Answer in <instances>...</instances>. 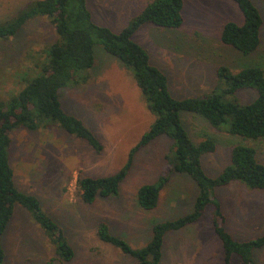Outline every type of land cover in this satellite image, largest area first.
<instances>
[{
    "label": "rangeland",
    "instance_id": "rangeland-1",
    "mask_svg": "<svg viewBox=\"0 0 264 264\" xmlns=\"http://www.w3.org/2000/svg\"><path fill=\"white\" fill-rule=\"evenodd\" d=\"M30 1L0 0V19L13 15ZM87 1L95 21L119 31L149 0ZM254 2L264 19V1ZM237 7L233 0H184L185 22L180 28L147 24L135 34L134 39L148 50L152 63L167 74L176 97L200 96L214 87L218 83L216 69L221 64L239 67L243 57L219 37L225 22H243ZM53 39V27L40 17L30 20L4 48L0 42V53L5 52L0 63V95L18 86L11 75L14 65L8 66L21 58L14 50L27 44L38 49ZM95 55L92 80L79 88L66 87L61 94L65 110L83 118L103 143V150L96 151L85 140L54 126L39 131L20 127L11 133V164L18 187L38 196L68 236L75 257L67 264H137L134 257L97 236L98 223L107 221L115 234L133 247H142L151 238L154 222L192 210L197 186L186 174H173L155 209L146 210L138 204L139 187L155 182L168 167V157L174 154L173 140L161 135L135 153L118 195L98 197L93 203L83 201L78 176H106L119 171L155 118L132 70L101 44L95 46ZM254 56L264 61V26L262 44ZM256 95L252 89L238 93L243 103ZM182 118L196 142L209 137L217 143L215 152L202 157L209 175H218L231 163V150L239 142L255 146L264 161V139H242L212 127L193 113L184 112ZM215 195L227 216L226 228L236 238L253 239L264 233V190L233 181L217 187ZM211 211L208 207L198 222L166 235L161 264H224V251L213 228ZM2 244L6 252L4 264H59L45 234L21 205L15 207ZM254 257L257 264H264V247L256 249ZM232 264L242 263L234 256Z\"/></svg>",
    "mask_w": 264,
    "mask_h": 264
},
{
    "label": "trees",
    "instance_id": "trees-1",
    "mask_svg": "<svg viewBox=\"0 0 264 264\" xmlns=\"http://www.w3.org/2000/svg\"><path fill=\"white\" fill-rule=\"evenodd\" d=\"M233 1L243 22H225L219 29V37L223 44L240 53L241 64L239 67L219 65L216 69L218 83L203 95L192 97H176L167 74L152 63L148 50L134 39L147 24L180 28L185 22L184 0H149L119 31L95 21L87 0H31L13 15L0 19L3 48L34 18H46L54 29V39L41 48L27 44L14 50L21 58L8 66L14 65L11 75L18 86L0 95V264L5 263L6 254L2 236L17 204L26 208L39 225L59 264H67L75 257V249L64 229L47 213L39 197L18 187L11 164V133L20 127L39 131L54 126L85 140L96 151L103 150V143L83 118L65 110L61 94L66 87L79 88L92 80L97 44L132 70L147 108L155 118L119 171L106 176H78L77 186L83 201L93 203L98 197L118 195L135 153L161 135L173 140L174 154L168 157V167L155 182L139 187L138 204L146 210L155 209L173 174H186L197 186L192 210L176 218L154 222L146 245L133 247L104 220L97 225V236L134 257L137 264H161L166 235L198 222L211 207L213 228L224 251V264H232L234 256H238L242 264H257L254 251L264 247V233L253 239L236 238L226 228L227 216L215 189L240 181L264 190V161L255 146L239 142L231 150V163L218 175H209L202 157L215 152L217 143L209 137L196 142L182 118L184 112L193 113L206 119L212 127L242 139L253 142L264 139V61L254 56L262 44L264 19L254 0ZM3 48L1 46L0 51ZM4 57L5 52L0 53V63ZM245 89L257 93L248 103L238 97Z\"/></svg>",
    "mask_w": 264,
    "mask_h": 264
}]
</instances>
